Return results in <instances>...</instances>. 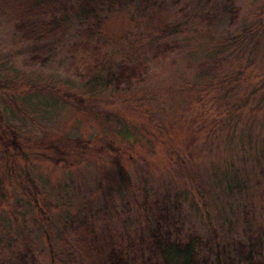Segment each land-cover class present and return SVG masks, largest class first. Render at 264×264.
Here are the masks:
<instances>
[{"label": "rangeland", "instance_id": "1", "mask_svg": "<svg viewBox=\"0 0 264 264\" xmlns=\"http://www.w3.org/2000/svg\"><path fill=\"white\" fill-rule=\"evenodd\" d=\"M263 1L180 0L163 16L196 33L163 36L177 48L147 65L144 82L119 90L74 75L62 49L33 62L1 20L0 264H52L64 241L125 244L157 225L171 241H199L201 259L246 264L250 235L264 259V172L247 162L255 147L264 167V103L253 113L243 104L248 78L264 79ZM137 5L127 0L100 26L95 41L108 59L137 55L146 14ZM207 13L200 33L190 21ZM252 23L248 44L226 41Z\"/></svg>", "mask_w": 264, "mask_h": 264}, {"label": "trees", "instance_id": "2", "mask_svg": "<svg viewBox=\"0 0 264 264\" xmlns=\"http://www.w3.org/2000/svg\"><path fill=\"white\" fill-rule=\"evenodd\" d=\"M126 1L0 0V21L5 20L11 24L17 42L25 43L26 46L30 45L27 48L33 62L45 64L54 56L56 51L62 49L71 62L67 67L74 75L84 79L90 78L94 83L102 80L105 86L112 87L115 90L129 89L134 83L141 84L144 82L146 67L151 61L165 60L177 48L171 41H162L163 36L168 38L172 36L179 39L184 34H192V32L195 34L196 28L184 29L185 22H180L176 17H173L176 20H172L171 16L167 14L163 16L168 8L175 7L180 0H167L169 1L167 4L164 2L166 0L160 2L158 0H138L137 7L141 13L146 12V14L143 15L144 19L141 16L139 17L143 19V23H141V29L143 30L142 35H140L142 45L138 47L137 55L128 56L127 61L108 59V55L102 52L103 48L95 41V37L98 35V30L107 16L121 11L126 5ZM262 4H264V1ZM180 18L184 20L183 14ZM195 19H191V25H202L200 33H208L209 14L199 21ZM147 21L151 24H145ZM180 25H182V28ZM71 31H75L79 35L78 39L66 47L58 46L65 37L69 36ZM257 32L256 24L252 23L226 35L225 39L228 42L233 41L236 45L240 43L246 45L247 41L257 36ZM132 42L131 39L127 42L131 50L134 48ZM251 76L253 79L256 78V75ZM253 79L250 81V78H248V81L254 83V87H251V89L247 87V90H244L246 94L243 96V104L248 102L251 113L259 109L264 103V79L260 78L256 82ZM253 148L255 150V147ZM254 150L253 157H248L247 162L255 160L256 166L255 164L253 166L257 168L258 177L260 178L264 172V167L259 162L261 160L259 158L260 153L257 155L256 150ZM184 172H187V176H189L187 169ZM238 179V182H240L242 176ZM186 180L190 181L191 178L186 177ZM30 184L32 185L31 182ZM197 187L199 190L202 189L200 185H197ZM28 194L30 195V193ZM138 198L140 199V196H137ZM29 199L36 206L34 196L30 195ZM156 227V231L152 233L146 227V232L139 227L134 242L128 240L125 244L119 242L104 244L96 238L93 240L94 243L92 240L90 243L88 239L90 237H81L82 240H78L72 245L64 241L60 248L62 252L58 255H52L51 263L55 264L58 261L59 264H221L218 255H214V260L212 256L202 259L199 257V241L191 240L181 243L175 240L171 241L166 225H162L163 232L159 231L161 227L158 225ZM92 228L95 229L93 225L87 228V224L83 227L85 231L90 229L94 234ZM80 233L78 230L74 234L76 239H79ZM87 234L91 236L90 233L87 232ZM252 238L253 236L250 235L247 239L244 262L246 260V264H264V259L256 260V256L260 253L255 251L256 244L254 242L256 239ZM89 244L94 247H89ZM70 248L74 249L79 256H73L67 252L70 251ZM84 248H86V251ZM255 252L256 254H254ZM93 253L95 254L93 255ZM30 264H36V262L31 259Z\"/></svg>", "mask_w": 264, "mask_h": 264}]
</instances>
